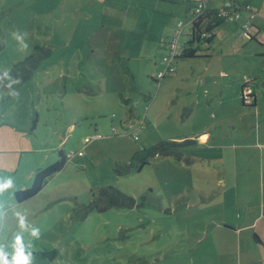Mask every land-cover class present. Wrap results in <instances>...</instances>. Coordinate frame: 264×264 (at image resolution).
<instances>
[{"label":"rangeland","instance_id":"obj_1","mask_svg":"<svg viewBox=\"0 0 264 264\" xmlns=\"http://www.w3.org/2000/svg\"><path fill=\"white\" fill-rule=\"evenodd\" d=\"M179 2L175 23H187ZM167 8L175 7L0 0V70L36 46L52 52L14 92L0 90V264H254L264 253L255 241L264 231V139L238 87L258 80L263 47L236 33L237 51L222 55L224 23L214 48L198 49L210 56L179 57L161 78L175 25ZM187 138L197 140L184 148L192 162L155 157L124 170L135 152ZM60 152L64 168L19 202L16 192ZM109 185L138 206L82 218L81 204ZM247 217L250 227L234 232ZM53 249V259L39 255Z\"/></svg>","mask_w":264,"mask_h":264},{"label":"trees","instance_id":"obj_2","mask_svg":"<svg viewBox=\"0 0 264 264\" xmlns=\"http://www.w3.org/2000/svg\"><path fill=\"white\" fill-rule=\"evenodd\" d=\"M228 22L221 18L218 10L206 9L203 14L196 17V20L191 24L192 33L190 39L186 42V48L182 55L179 57H206L205 55L198 53V49L201 48V42L210 43L211 36H205L204 33H212L213 29L221 23ZM239 35L240 34V29ZM242 37V36H241ZM3 32L0 26V49L3 47ZM246 38V37H243ZM249 40L258 41L256 37H249ZM199 43V44H198ZM194 45H196L194 47ZM209 46V45H208ZM207 49V48H205ZM51 49H46L43 46H36L33 51L23 60L16 62L11 68L6 70H0V90H9L14 92L16 88L22 85L24 82L30 80L35 71L39 68L42 61L51 54ZM167 76V75H166ZM164 76V77H166ZM131 114L133 110L130 109ZM197 143L194 139H184L180 141L164 139L153 144L150 147L141 149L134 153L130 163H127L124 167L125 171L140 172L142 169L150 163L152 158L174 156L178 160H186L192 162L191 158H185L184 148ZM67 156L60 152V157L54 163L49 166L39 169L35 175L33 184L25 189L18 190L16 192V198L19 202H23L35 197L44 187L45 183L57 172L62 170L66 165ZM138 206L136 199L133 196H129L119 188L109 185L101 187L94 191L92 199L89 203L81 204L82 218L88 216V214L98 211L104 212L111 208H135ZM257 238V235H255ZM58 254L56 249L51 251H42L39 255L42 258L49 257L55 258Z\"/></svg>","mask_w":264,"mask_h":264},{"label":"crops","instance_id":"obj_3","mask_svg":"<svg viewBox=\"0 0 264 264\" xmlns=\"http://www.w3.org/2000/svg\"><path fill=\"white\" fill-rule=\"evenodd\" d=\"M164 1V3L166 4H174V10L167 8V10H165L164 13H162L163 15H171L170 13L173 12V18L171 21H169L168 23L170 24L171 27V23H175L174 18L176 17V11H177V1L179 2V5L184 6L182 9V15H185V17L187 19H189L190 15H191V11L193 9V7H195V5L200 2L201 0H161ZM182 1V2H181ZM226 0H204L205 2V6L206 9H210V10H218L225 2ZM243 4L244 3H251L253 6H255L258 9V15L253 19V24L255 26L256 32H257V40L260 43V47L263 49H261V51H258V53H260L259 55L264 56V0H242ZM167 11V12H166ZM180 14V15H181ZM241 16L242 19H245L248 16V11L245 9H242L241 11ZM182 21V20H179ZM178 21V22H179ZM178 22L177 24L175 23V25H173L172 27L174 28V33L176 32L177 28H178ZM184 22V21H183ZM227 23L228 27H226L224 30L221 31L220 35H222V39L220 40V47H221V53L222 55H224L226 52L231 53V52H235L237 51V40L235 37V34H239V23L236 22H224ZM219 24L218 26H216L213 29V33L211 35V42L208 43L209 46H207L206 48H214L213 47V40L215 39V36L217 35L218 31L220 30V27L222 24ZM184 25L186 26V29L189 26V20L187 23H184ZM225 31V32H224ZM173 33V35H174ZM190 36H188V38L185 41L189 40ZM195 47V45H194ZM239 49V48H238ZM199 53V52H198ZM204 54V53H203ZM211 53L207 52V54L205 55H210ZM255 62V61H254ZM256 73V77L258 78L257 81H255L254 79H252L251 86H252V90H253V95H254V99H253V104L251 105L254 108V114L255 116L259 119V121L256 122L254 129L257 130L259 137L261 139H264V69H259L258 71L255 72ZM244 84V83H243ZM239 88H241V93H242V85L239 84L238 85ZM262 153H261V161H262V165L264 166V144L263 147L261 149ZM264 217V216H263ZM258 219V218H257ZM249 217H247L243 223H241V226L237 229L232 228V230L234 232H237L238 234H241L242 231H244V229H248L250 227L251 224H248ZM255 222V220H254ZM254 222L252 223L254 225ZM258 226V225H257ZM263 234H258L255 233V235H257V238H255V241L260 245V248L264 250V240H263V235H264V231L262 232ZM242 244L240 243L239 246H241ZM253 252V251H252ZM260 258L255 257V259H250V263H259V264H264V253L260 254L259 256Z\"/></svg>","mask_w":264,"mask_h":264},{"label":"built area","instance_id":"obj_4","mask_svg":"<svg viewBox=\"0 0 264 264\" xmlns=\"http://www.w3.org/2000/svg\"><path fill=\"white\" fill-rule=\"evenodd\" d=\"M242 9L247 10L249 13L245 19H242L241 16ZM205 10V2L204 0H201L195 5V7H193L191 11L192 13L188 19L189 26L187 29L183 21L178 22V28L169 42L168 55L165 56L163 60V62L166 63L167 68L165 73L160 74L161 78L177 70V65L174 63V60L177 59L178 56L182 55L186 48V42L188 41L180 42V37L182 35L191 36V24L196 20V17L203 14ZM218 13L220 14L221 18L228 22L239 23L240 34L242 37L249 38L257 36L253 19L258 15V9L251 3L243 4L242 0H226L224 4L218 9ZM212 33H204V35L209 37L212 35ZM250 82L251 80L247 79L242 87V97L245 105L253 104L254 95Z\"/></svg>","mask_w":264,"mask_h":264}]
</instances>
